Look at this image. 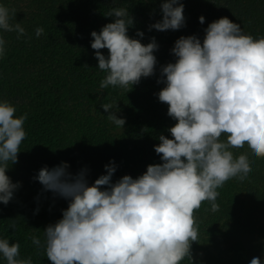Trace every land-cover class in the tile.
I'll use <instances>...</instances> for the list:
<instances>
[{
  "label": "clouds",
  "instance_id": "clouds-1",
  "mask_svg": "<svg viewBox=\"0 0 264 264\" xmlns=\"http://www.w3.org/2000/svg\"><path fill=\"white\" fill-rule=\"evenodd\" d=\"M163 19L150 25L158 31L185 26L184 4L164 0ZM14 10L0 5V30L26 35L21 23H12ZM115 21L100 32L93 31L91 47L99 70L106 73L100 88L132 89L141 78L155 73L158 50L155 38L144 45L128 35L134 21L129 10L111 8L106 14ZM200 23L205 18L201 16ZM201 40L180 37L172 49L177 57L161 69L165 82L159 101L169 105L168 115L177 121L170 131L173 139L161 134L155 152L162 164L149 165L133 178L125 175L116 183L114 162L105 165L107 174L89 186L87 170L73 176L68 163L42 168L34 179L46 191L69 200L62 219L44 230L43 242L32 236L51 264H182L192 261V244L199 242L195 212L204 201L216 212L217 189L236 178L244 181L252 172L247 154L234 156L231 149L248 145L252 154L264 158V37L245 34L229 18L208 25ZM44 28L37 27L39 38ZM143 37V32H137ZM0 36V58L6 54ZM108 49L105 55L101 49ZM87 67V65H85ZM166 77V80L164 78ZM108 119L123 128L126 120L116 114L118 105L104 103ZM17 108L0 101V203L7 205L20 187L6 174L9 164L18 162L20 145L27 137L24 124L28 114L17 117ZM222 134L227 140L222 141ZM15 230L16 223L9 225ZM0 255L6 264H33L20 258V244L0 238ZM250 264H262L254 257Z\"/></svg>",
  "mask_w": 264,
  "mask_h": 264
},
{
  "label": "trees",
  "instance_id": "trees-1",
  "mask_svg": "<svg viewBox=\"0 0 264 264\" xmlns=\"http://www.w3.org/2000/svg\"><path fill=\"white\" fill-rule=\"evenodd\" d=\"M164 0H0V5L14 10L12 23H21L26 35L0 30L6 54L0 58V101H9L16 116L28 114L24 127L26 139L20 145L18 161L30 172V187L13 174L9 164L7 175L20 187L13 199L0 203V238L20 244V258L33 264H51L42 249L33 245L31 237L44 240V230L62 219L69 200L46 191L34 177L47 166L62 162L75 176L87 170L89 186L101 175L105 165L116 171L112 183L125 175L138 178L149 165L162 164V154L155 152L161 134L173 139L170 131L176 120L168 115L169 105L159 101V92L166 87L161 69L175 63L172 53L180 37L195 35L203 43L208 25L227 17L241 26L245 34L264 37V0H180L184 4L185 26L179 30H149L163 19ZM129 10L133 25L129 37L147 45L155 38L157 64L154 75L141 78L132 89L109 86L100 88L106 73L99 70L93 31L100 32L115 17L106 14L111 8ZM205 21L200 23V17ZM37 27L44 28L39 38ZM143 32V37L137 35ZM108 57L109 50H100ZM87 65V67L85 66ZM166 80V77L164 78ZM104 103L118 105L116 114L126 120L123 128L109 121ZM221 140H227L222 134ZM234 156L247 154L252 172L244 181L233 178L217 189L213 212L204 201L195 212L199 222V242L192 244L193 264H250L257 255V239L264 234V158L252 154L247 144L231 149ZM27 183V181L25 182ZM15 220L16 228L9 227ZM202 251L198 260L193 253ZM0 264L6 260L0 255ZM182 264H189L188 260Z\"/></svg>",
  "mask_w": 264,
  "mask_h": 264
},
{
  "label": "rangeland",
  "instance_id": "rangeland-1",
  "mask_svg": "<svg viewBox=\"0 0 264 264\" xmlns=\"http://www.w3.org/2000/svg\"><path fill=\"white\" fill-rule=\"evenodd\" d=\"M19 164L17 167L14 166L12 168V172L16 177H19L22 182H24V186L30 187V183L32 181V177L30 175V172L26 169H22L24 166L23 162H17ZM27 181V183H25ZM198 260H201L204 258L205 253L202 251H195L193 253ZM256 257H259L262 261V264H264V234L260 235L257 239V255Z\"/></svg>",
  "mask_w": 264,
  "mask_h": 264
}]
</instances>
